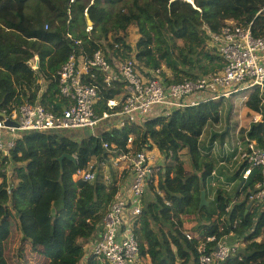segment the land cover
I'll use <instances>...</instances> for the list:
<instances>
[{"label": "trees", "instance_id": "obj_1", "mask_svg": "<svg viewBox=\"0 0 264 264\" xmlns=\"http://www.w3.org/2000/svg\"><path fill=\"white\" fill-rule=\"evenodd\" d=\"M87 14L93 23L90 30ZM229 22L252 24L254 36L264 37V5L260 0H0V113L38 100L59 111L58 104L67 101L60 95L58 73L73 55L92 58L102 51L110 61L135 59L138 71L149 76L147 71L160 69L169 85L218 73L224 63L210 44L211 36ZM132 27L140 36L135 45L128 42ZM36 57L37 71L30 65ZM94 72L93 84L101 95L96 113L102 116L110 112L108 101L123 96L125 84L106 83L103 73ZM40 81L47 89L39 98ZM222 101L208 100L124 127L110 123L101 135L80 140L65 133H22L9 157L0 154V264H9L5 251L14 230L20 235L16 256L23 264H29L23 255L26 247L45 264H102L90 255L89 242L119 187L116 181L109 184L101 171L93 182L73 177L92 164L154 147L171 163L160 174L164 196L144 200L137 231L141 259L150 264H200L201 239L233 235L243 245L221 264H264V202L250 199L260 171L246 182L243 169L235 171L225 178L234 185L228 191L212 176L220 168L212 159L218 135L209 147L202 145L207 126L221 121ZM245 105L262 121L243 133L264 150V90L253 92ZM104 143L115 153L105 150ZM64 155L76 161L65 159L62 167L58 159ZM224 159L232 163L231 156ZM215 184L220 187L214 201L200 208L202 192L208 200ZM184 212L200 219L198 238L192 241L185 234Z\"/></svg>", "mask_w": 264, "mask_h": 264}, {"label": "built area", "instance_id": "obj_2", "mask_svg": "<svg viewBox=\"0 0 264 264\" xmlns=\"http://www.w3.org/2000/svg\"><path fill=\"white\" fill-rule=\"evenodd\" d=\"M210 44L222 58L223 69L196 80L172 85L164 82L160 69L147 71L149 76L142 74L137 70L135 59L119 62L111 58L110 61L102 51L96 52L92 58L71 56L58 73L60 95L67 101L65 104H58L59 111H53L54 105L49 109L38 100L34 103L25 101L1 112L6 117L0 121V131L6 135L0 134V154L9 157L16 140L25 132L60 134L95 129L103 122L124 127L143 123L149 118L168 117L177 110L198 106L208 100L222 101L251 88L255 91L264 90V37L254 36L252 24L229 22L218 33L212 34ZM38 59L36 57L30 63L35 71L39 69ZM94 71L103 73L106 83L119 81L125 84L123 96L108 101L110 112H104L102 116L96 113L101 95L98 87L93 84L96 80ZM44 92L45 88H42L39 98ZM261 121L262 116L254 114L250 124ZM6 122L15 123L16 127L6 126ZM132 139L129 138L128 147ZM103 147L108 152L115 153L108 143H104ZM110 162L116 168L122 163H128L122 166V170L132 175V185L128 193H118L109 207L95 233L90 255L95 256L102 264H143L137 231L144 200L151 187L154 188V195L164 196L159 188L160 174L166 172L171 159H164L154 147L112 157ZM232 164V177L235 171L243 169L242 178L245 182L256 169L260 171L261 180L251 191L250 199L264 202V150L247 133L238 143ZM99 165L105 166L107 162L78 170L74 179L93 182ZM223 165L225 164H220L222 168ZM212 176L224 181V177L218 175V170ZM185 234L189 241L196 237L192 233ZM231 237L233 235L217 239L212 235L201 239L197 247L200 264H221L233 257L238 247L230 242Z\"/></svg>", "mask_w": 264, "mask_h": 264}, {"label": "rangeland", "instance_id": "obj_3", "mask_svg": "<svg viewBox=\"0 0 264 264\" xmlns=\"http://www.w3.org/2000/svg\"><path fill=\"white\" fill-rule=\"evenodd\" d=\"M183 1H187L188 3H194V0H183ZM260 3L264 5V0H260ZM92 27L93 25H89V30L92 29ZM139 37L140 36L138 34L137 28L136 27L130 28L128 42L131 43L132 45H135ZM166 73H167V76L170 74L169 71H166ZM253 92H255V89L251 88L249 90L241 91L237 93L236 95L232 96L231 98L224 99L222 101L223 102V113L221 115L220 123L214 126L209 125L205 129V134L202 139L203 140L202 145L206 147H209V145L211 144L214 134L218 135V137L216 138L217 141L215 143V148L212 154V159L216 158L219 163H221L222 161L224 148H226L228 151H231L233 149V146H237L238 148V142L242 139L244 135L243 130H247L250 125V120H251L250 118L252 117V115L249 114V110L246 108L245 103L247 99L252 95ZM218 102H221V101L218 100ZM107 126H108L107 122H103L98 128H95L93 130L88 129V130L79 131L78 135L74 134L71 131L65 132V134L67 136L72 137L73 140H80L85 137L101 135V133L104 132V130L108 128ZM184 159H186V163H187L186 165L190 166L188 163V158L184 156ZM126 165H128V163L125 162V163L120 164L119 168H116L114 167V164L111 162L110 164L105 166V168H101L102 169L101 172L104 174L105 179L108 180V182H114L115 180H120L119 176L120 175L122 176L121 174V170L123 169L122 166H126ZM230 165H231V168L229 167L230 171L223 174V175H227V177H229L228 175H230L231 172L233 175V170H234L232 166L233 164L230 163L229 166ZM219 167L220 168L218 171V175L222 176V174L220 173V170L222 171V167L220 166V164H219ZM11 170H13L12 164L10 165L9 170H8L9 171L8 174L10 175L12 174ZM99 172L100 170H97V174ZM12 180H13V183L15 184L18 182L15 177H13ZM210 182L211 181L208 182V185L210 184ZM221 183L224 184V188L228 191H230L234 187L233 184H229L228 182H226V180ZM212 187H213V190L212 189L210 190L208 200L206 198V200L209 202V206L211 205L210 203L214 201L215 192L220 186L215 184V185H212ZM153 195H154L153 191L150 190L147 193L146 201L148 202L151 198H154ZM181 219L184 223L185 233H192V235L196 234V237H198L199 234L197 233V231H195L196 230L195 227L200 221L199 216L197 214L184 212ZM240 241L241 240L235 237L230 238V242L234 243L238 247V249H240L243 245ZM19 245H20V235L17 230H14L11 233L10 239L8 240V243H7V249L5 251V255H6V258L9 264H23L20 261V258H17L16 256L18 254ZM23 255L25 256V259L27 260L29 264H45L43 258L36 257V255L34 256L30 255V251L28 247L25 248ZM143 264H150L149 260L143 261Z\"/></svg>", "mask_w": 264, "mask_h": 264}, {"label": "crops", "instance_id": "obj_4", "mask_svg": "<svg viewBox=\"0 0 264 264\" xmlns=\"http://www.w3.org/2000/svg\"><path fill=\"white\" fill-rule=\"evenodd\" d=\"M39 60V59H38ZM120 62V61H119ZM40 84H42V88H45V91H46V89H47V85H46V83H44L43 81H40ZM253 116V115H252ZM250 119H252V117L250 118ZM251 121V120H250ZM250 126H251V124L249 125V127H248V129L250 128ZM93 130V129H92ZM76 135H78V133H79V131H76V132H74ZM0 134L1 135H3V134H6V133H4L3 131H0ZM239 143V142H238ZM237 146H233V149L231 150V151H228L226 148H224V151H223V156H222V161L223 162H221L222 164H225V165H223V168H222V171H221V173H223V174H225V173H227L228 171H230V169H229V162H227V160L226 159H224V157L226 158V156H231V157H233L236 153H237ZM162 159V158H161ZM111 162L109 161V162H107V165L108 164H110ZM220 163V164H221ZM107 165H105V166H107ZM105 166H101V167H99V169L98 170H100V171H102V169L101 168H105ZM124 173L125 174H127L128 172H125V171H123V170H121V174H122V176L120 175L119 176V179L120 180H115L116 182H117V185H118V187H119V192L118 193H123V194H126V193H128L129 192V190H130V188H131V185H132V175H129V173H128V179H126V180H124L123 179V175H124ZM229 176V178L232 176V173H230V175H228ZM224 177V180H225V178L227 177V175H224L223 176ZM123 180V181H122ZM108 181V180H107ZM109 184H111V182H108ZM98 227H100V225L98 226ZM98 229V228H97ZM97 231V230H96ZM93 240V241H92ZM90 242H89V246H91V244L94 242V238L92 239Z\"/></svg>", "mask_w": 264, "mask_h": 264}, {"label": "water", "instance_id": "obj_5", "mask_svg": "<svg viewBox=\"0 0 264 264\" xmlns=\"http://www.w3.org/2000/svg\"><path fill=\"white\" fill-rule=\"evenodd\" d=\"M92 4H94V2ZM86 19H87V22H88L89 25H93L92 20H91V18H90V16L88 14L86 15ZM0 117L2 119H4L6 116L4 114L0 113ZM6 126L16 127V124L13 123V122H6ZM65 159H68L69 161H72V162L76 161L75 156L64 155V156H62L61 158L58 159V161L61 163L62 167H63V161ZM242 184H241V186H242ZM208 206H209V202L206 200V194H205V192H202L200 208L208 207Z\"/></svg>", "mask_w": 264, "mask_h": 264}, {"label": "clouds", "instance_id": "obj_6", "mask_svg": "<svg viewBox=\"0 0 264 264\" xmlns=\"http://www.w3.org/2000/svg\"><path fill=\"white\" fill-rule=\"evenodd\" d=\"M192 4V3H191ZM74 178V177H73Z\"/></svg>", "mask_w": 264, "mask_h": 264}]
</instances>
